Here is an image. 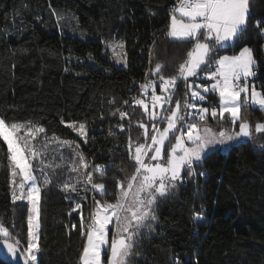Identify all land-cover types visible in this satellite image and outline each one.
<instances>
[{"label": "trees", "instance_id": "16d2710c", "mask_svg": "<svg viewBox=\"0 0 264 264\" xmlns=\"http://www.w3.org/2000/svg\"><path fill=\"white\" fill-rule=\"evenodd\" d=\"M176 2L0 0V117L9 123L31 122L45 129L41 139L44 165L32 159L41 182L39 264H81L85 243L81 221L86 222L94 208V198L114 202L118 181L134 172L136 164L129 144L131 141L134 148L137 141L145 140V129L140 125L152 124V99L139 98L148 106L146 110L145 104L131 100L132 89L147 73L157 78L150 73L156 63L163 65L165 79L176 75L194 44L167 35L170 7ZM56 9L75 10L90 36L60 33ZM250 9L244 34L217 55L239 52L245 45L251 48L256 88L262 91L264 34L255 27V21H264V0H250ZM115 36L125 41L126 66L103 56V39ZM85 55H91L93 63L72 60ZM196 81L208 84L211 80ZM159 90V96L164 95ZM202 95L209 98L208 103L195 101L185 82L178 80L172 101L164 109L175 110L177 101L182 109L185 102L195 103L198 109H209L208 124L221 130L234 125L239 128V122L233 124L228 117L210 115L212 107L218 108L217 93ZM241 114L252 126V135L225 150L209 153L194 164L193 175L184 171L182 176L187 179L158 197L157 222L138 239L135 252L139 255L133 254L128 264H264V133L254 131L257 122H264V109L250 105L242 108ZM72 122H76L75 127L69 126ZM80 123L85 125V139L78 135ZM73 138L80 144L70 141L72 151L58 144V139ZM167 147L168 142L165 150ZM75 153L84 156L88 169L75 159ZM95 165L105 166L103 174L93 171ZM42 167L49 175L48 184H43ZM88 172L93 183L105 185L104 190H93L87 183ZM69 179L79 181L78 192L63 187ZM12 196L7 146L0 140V223L21 240L23 249L27 246L30 202H14ZM197 216L200 219H195ZM104 258L107 260V254ZM0 264L11 263L0 258Z\"/></svg>", "mask_w": 264, "mask_h": 264}, {"label": "snow or ice", "instance_id": "6c2138e0", "mask_svg": "<svg viewBox=\"0 0 264 264\" xmlns=\"http://www.w3.org/2000/svg\"><path fill=\"white\" fill-rule=\"evenodd\" d=\"M171 12L167 35L178 41H194L193 47L187 52V59L179 64L176 75L165 79L161 74L163 71L161 63H156L155 67L150 69V73L157 76L164 95H156V81L152 80L141 84V91L147 94L148 89H152L154 108L158 105L163 107L164 104L172 101L178 80L185 82L186 89L191 90V97L194 100H205V96L197 89L218 93L219 111L214 106L210 115L213 118L217 116L223 118L225 113H228L233 124L239 122V131L232 133L221 130L217 134L207 126L209 109H198L195 103L185 102L182 109L180 102L177 101L176 110L164 109V112H170V115L153 112L149 116L152 121L151 135L141 124V127H145V142L137 141L133 153V143L130 141V155L136 168L131 176L126 175L124 181H118L115 201L105 200L102 203L94 198V208L90 212L89 223L85 227L83 219L81 221L82 235L85 236V243L79 257L81 264H102V253L107 254V264H128L133 254L139 255L135 252L139 243L138 237L142 229L151 230L153 227L151 222L157 219L155 215L157 198L165 196L176 187L178 182L182 181L183 171H187L190 176L193 175L194 164L201 161L212 146L224 144L225 141H232L241 136L252 135L253 128L242 116V108L257 105L264 109V90L258 91L252 82L257 75L254 71L256 61L253 50L245 45L239 49V52H234L232 55H217L220 49L232 45L246 31L251 14L250 0H177V5ZM262 23L264 21H255V27L264 34ZM109 47L112 48L117 62L126 57L123 51L117 52V48L123 50V43ZM213 66H215L214 71ZM201 73L207 80H213L214 83L210 86L195 84L194 81L200 78ZM124 103L127 104L128 101ZM134 103L144 105V101L140 99L134 98ZM144 107L147 110L148 106L144 105ZM188 109L192 111L189 112ZM124 115L126 114L121 113L122 117ZM190 119L200 121L201 125L190 122ZM157 120L166 121L167 127L161 131L156 126ZM75 124L76 122H72L69 126L75 127ZM25 129L32 139H35L39 133H45L43 127L32 126L31 122L9 123L0 117V140L7 146L8 167L14 182L17 175L22 178L19 184L20 195H16L13 191L12 199L14 202L27 199L31 203L27 218V247L22 249L25 254V264H39L41 182L34 174L35 168L31 160L39 159L41 165H44V154L24 142ZM84 129L85 125L80 123L78 131L81 135H84ZM177 131L180 135L175 134ZM254 131L264 133V122H257ZM149 139L151 143L148 142ZM166 141L169 147L165 150ZM59 146L73 150V142L70 141H60ZM74 156L85 170L88 169L89 165L82 154L75 153ZM104 168L103 165H95L93 171L103 174ZM75 170V168L72 169V171ZM41 175L44 176L43 184L50 183L49 175L44 173L43 167ZM78 183L79 181L72 183L69 179L63 187L70 192H78ZM87 183L92 185L93 190L105 189L104 184L93 183L91 172L87 173ZM25 185H27L26 191ZM80 207V204L76 205L77 209ZM195 219L200 217L197 216ZM0 239L3 241L0 247H4L7 254L11 257H20L21 240L13 237L2 224H0Z\"/></svg>", "mask_w": 264, "mask_h": 264}, {"label": "rangeland", "instance_id": "374dc122", "mask_svg": "<svg viewBox=\"0 0 264 264\" xmlns=\"http://www.w3.org/2000/svg\"><path fill=\"white\" fill-rule=\"evenodd\" d=\"M56 16H57V26H58V30H59L60 33H62V34H71L73 36L82 37V38H85V37L90 36L91 32L87 28L83 27L80 24V19H79L78 14L76 13L75 10H73V9H56ZM95 36L96 37H99L98 35H95ZM103 40H104V47H103V52H102L103 53V56L106 57V58H108V59H110V60H112V61H114L119 66H126L127 65V51H126V47H125V41L122 38L116 37V36L115 37H112V38H109V39H103ZM119 43H123L124 48H123V50L117 48V52L123 51L124 53H126V57L121 58L119 60V62H117V58L114 57L112 48L109 47V46L110 45H113V44H119ZM232 54L233 53L224 52L220 56H223V55H232ZM90 56L91 55L75 56V57L72 58V60L73 61H76V62H81V63H93V57L91 56V58H89ZM213 67L215 68V66H213ZM190 82H192L191 81V78H190ZM194 83L195 84H203L202 82L196 81V80L194 81ZM212 83H214L213 80L209 81V83L207 85L210 86ZM197 90L200 91L201 94L208 93V92H204L203 89H197ZM217 95H218V98H219V94L218 93H217ZM144 104L146 105V103H144ZM165 105L166 104H164L163 107H160L158 105V106H156L154 108L153 107V101L151 100L150 101L151 114L153 112H157V113H160L161 115H164L165 114L164 113V107H165ZM251 106L260 108L257 105H251ZM147 110H148V108H147ZM175 110H176V108H175ZM191 111L192 110L190 109L189 112H191ZM217 111H219V108H217ZM170 114H171L170 112L167 113V115H170ZM217 117H219V116H217ZM227 117L231 119V117H230V115L228 113H225V115H224L223 118H221V117H219V118L220 119H227ZM190 122L197 123L198 126L201 125V123H198L196 121L190 120ZM144 126L147 128L149 135H151L152 124H151V126H148L146 124ZM156 126L158 128H160L161 131H162L164 127H167V122H165V124L161 127V121L157 120ZM207 126L210 127L217 134L221 131V128L218 127V126H212V125H210L208 123H207ZM145 127H144V129H145ZM223 130L226 131V132L227 131H230V132L234 133V132H238L239 131V128L237 129L236 126L234 125L233 127H226ZM84 131H85V129H84ZM78 133H79L78 135L80 137H83L85 139V134L84 135H81L80 132H78ZM175 134L176 135H180V132L177 131ZM23 138H24V142L28 143L30 147L31 146H34L35 149H37L40 152H42L43 144L41 143V139H43V133L37 134L36 137H35V139H32L31 137H29L27 135V129H25L24 130V133H23ZM248 138L249 137L241 136L239 138L233 139L232 141H225L224 144H216V145L212 146V148L207 152L206 155H208L209 153H211L213 151H217L219 149H221V150H223V148H226L227 149L232 144H234V143H236L238 141L246 140ZM60 141H61V139H58V144H59ZM69 141H73V142H76V143H79L80 144V142L78 140L74 139V138L73 139H69ZM46 142H47V140H46ZM144 142H145V140L143 142H141V143H144ZM148 142L151 143L150 139L148 140ZM172 142L173 143L175 142L174 137L172 138ZM166 143H167V141L165 142V145H166ZM189 146H191L190 143H189ZM133 153H134V148H133ZM31 164H32V160H31ZM183 172L181 173V175L183 174ZM34 174L36 175L37 179L39 180L37 174L36 173H34ZM21 179L22 178L19 175H17L15 177V182H14V178L12 176V190L15 191L16 195H20V192H21V189L19 188V184L21 183ZM26 188H27V185H25V191H26ZM156 203H157V201H156ZM30 208H31V203H30ZM155 215L157 217V214H156V204H155ZM156 222H157V219L155 221L151 222L153 224V227H154V225H155ZM111 227L112 226H110V228ZM39 230H40V227H39ZM39 230H38V234H39ZM148 232H150V230H148V229H142L141 230V235L138 237V239L143 234H146ZM104 255L105 254L102 253V264H107V260H105Z\"/></svg>", "mask_w": 264, "mask_h": 264}, {"label": "built area", "instance_id": "2783aa9c", "mask_svg": "<svg viewBox=\"0 0 264 264\" xmlns=\"http://www.w3.org/2000/svg\"><path fill=\"white\" fill-rule=\"evenodd\" d=\"M176 5H177V2H176L175 4H173V5H171V7H170V16L172 15L171 10H172L173 7L176 6ZM213 71H214V70H213ZM200 79H201V80H206V78L204 77V74H203V73L200 75ZM150 80H152V81H156L155 92H156V95H157V96L160 95V90H159V89H161V88H160V82H159V80H158L157 78H154V77L149 76L148 73H147V75L145 76V78L143 79V81H141L140 83H137L136 86H135V88L132 89V92H133V93H132L131 100H133L134 98H135V99H139V98H141L142 96H148V97H150V99H152V89H151V88L148 89L147 94H145L144 92H142L141 89H140V85H141V84H144L146 81H150ZM252 82H253L255 85L257 84L256 76L253 78ZM201 102H202V103H203V102L208 103V102H209V98H207V96H205V100H204V101H201ZM122 113H125V110H124V112H122ZM125 114H126V113H125ZM124 116H125V115H124ZM225 149H226V148H223V150H225ZM186 179H187L186 176H182V180H186ZM80 208H81V207H80ZM89 215H90V214H89ZM89 215L87 216V220H86V222H84V220H83L85 227H86L87 224L89 223ZM84 237H85V236H84Z\"/></svg>", "mask_w": 264, "mask_h": 264}, {"label": "water", "instance_id": "95a60500", "mask_svg": "<svg viewBox=\"0 0 264 264\" xmlns=\"http://www.w3.org/2000/svg\"><path fill=\"white\" fill-rule=\"evenodd\" d=\"M10 242H14V241H10ZM2 244H3V241L1 240L0 245ZM0 258L3 261L11 263V264H25V254L23 253L22 249H21L20 257L16 258V257H11L9 254H7L6 249L4 247H0Z\"/></svg>", "mask_w": 264, "mask_h": 264}, {"label": "crops", "instance_id": "0c3cea01", "mask_svg": "<svg viewBox=\"0 0 264 264\" xmlns=\"http://www.w3.org/2000/svg\"><path fill=\"white\" fill-rule=\"evenodd\" d=\"M180 17H179V15L177 14V19H179ZM171 21V20H170Z\"/></svg>", "mask_w": 264, "mask_h": 264}]
</instances>
